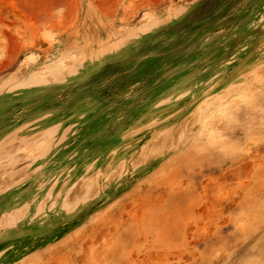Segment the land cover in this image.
Wrapping results in <instances>:
<instances>
[{
	"label": "rangeland",
	"instance_id": "1",
	"mask_svg": "<svg viewBox=\"0 0 264 264\" xmlns=\"http://www.w3.org/2000/svg\"><path fill=\"white\" fill-rule=\"evenodd\" d=\"M0 264H264V0H0Z\"/></svg>",
	"mask_w": 264,
	"mask_h": 264
}]
</instances>
